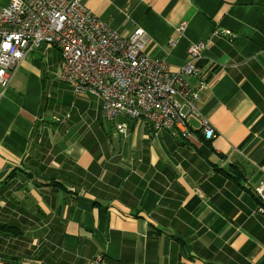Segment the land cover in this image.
Returning <instances> with one entry per match:
<instances>
[{
  "label": "crops",
  "instance_id": "crops-1",
  "mask_svg": "<svg viewBox=\"0 0 264 264\" xmlns=\"http://www.w3.org/2000/svg\"><path fill=\"white\" fill-rule=\"evenodd\" d=\"M78 1L172 71L204 45L183 80L214 138L104 120L42 44L0 99V264H264V0Z\"/></svg>",
  "mask_w": 264,
  "mask_h": 264
},
{
  "label": "built area",
  "instance_id": "built-area-1",
  "mask_svg": "<svg viewBox=\"0 0 264 264\" xmlns=\"http://www.w3.org/2000/svg\"><path fill=\"white\" fill-rule=\"evenodd\" d=\"M145 43L141 28L121 36L78 0H7L0 10V99L24 56L46 44L60 54L59 82L76 94L99 98L104 120L124 116L186 138L192 117L204 129V138L213 139L196 110L197 92L183 80L198 75L204 45L190 46L186 63L172 71L143 53ZM116 130L125 134L123 125ZM254 194L260 202L257 213L264 217V177ZM90 264L109 263L98 256Z\"/></svg>",
  "mask_w": 264,
  "mask_h": 264
},
{
  "label": "rangeland",
  "instance_id": "rangeland-1",
  "mask_svg": "<svg viewBox=\"0 0 264 264\" xmlns=\"http://www.w3.org/2000/svg\"><path fill=\"white\" fill-rule=\"evenodd\" d=\"M6 3H7V0H0V10L2 9V8H4V6L6 5ZM61 84H63V83H61ZM63 85H65V84H63ZM118 127V126H117ZM116 127V128H117Z\"/></svg>",
  "mask_w": 264,
  "mask_h": 264
}]
</instances>
